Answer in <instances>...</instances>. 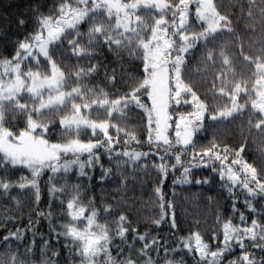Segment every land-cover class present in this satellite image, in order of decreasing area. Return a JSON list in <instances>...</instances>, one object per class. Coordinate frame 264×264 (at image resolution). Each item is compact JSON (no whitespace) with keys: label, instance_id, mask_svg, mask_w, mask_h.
<instances>
[{"label":"snow or ice","instance_id":"6c2138e0","mask_svg":"<svg viewBox=\"0 0 264 264\" xmlns=\"http://www.w3.org/2000/svg\"><path fill=\"white\" fill-rule=\"evenodd\" d=\"M0 264H264V0H0Z\"/></svg>","mask_w":264,"mask_h":264},{"label":"trees","instance_id":"16d2710c","mask_svg":"<svg viewBox=\"0 0 264 264\" xmlns=\"http://www.w3.org/2000/svg\"><path fill=\"white\" fill-rule=\"evenodd\" d=\"M105 164H107V161H105ZM96 175L98 176L99 175V170L97 169L96 171ZM106 185L110 184V182L106 181L105 182ZM131 184V182H130ZM43 187V185H42ZM195 190H198V189H194ZM147 191V185L144 186V189L142 190L140 185L139 184H136L134 186H131L128 193H127V199H133V198H136V197H144L146 198L145 196V193ZM215 189L213 190H209V194H215ZM94 194L95 196L99 199L101 196H104L105 198H108V199H111L112 196L116 195V193H113L111 191V188L106 186V187H100L99 184H96L95 185V188H94ZM177 195L178 196H183V195H187V193H180L179 191L177 192ZM181 208L185 210V213L187 215H201L204 213V209H203V206L202 205H197L194 201H185L181 204ZM206 219L208 220L209 223H211V214L208 213L206 215ZM43 230H46V228H44Z\"/></svg>","mask_w":264,"mask_h":264}]
</instances>
